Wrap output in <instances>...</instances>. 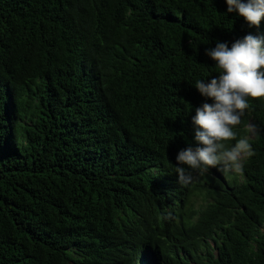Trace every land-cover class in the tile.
<instances>
[{
	"label": "trees",
	"instance_id": "trees-1",
	"mask_svg": "<svg viewBox=\"0 0 264 264\" xmlns=\"http://www.w3.org/2000/svg\"><path fill=\"white\" fill-rule=\"evenodd\" d=\"M247 35L226 0H0V264H264V101L239 174L177 164Z\"/></svg>",
	"mask_w": 264,
	"mask_h": 264
},
{
	"label": "clouds",
	"instance_id": "clouds-1",
	"mask_svg": "<svg viewBox=\"0 0 264 264\" xmlns=\"http://www.w3.org/2000/svg\"><path fill=\"white\" fill-rule=\"evenodd\" d=\"M227 12L243 17L250 26L259 27L264 21V0H226ZM216 62L218 78L206 83L195 82V88L214 104L204 103L196 109L192 118L195 126V141L202 147L181 150L177 155L178 165H187L200 176L217 169L226 177L242 171V157L252 154L249 136L237 140L234 131L241 124L249 108V98L264 101V36L247 35L237 40L231 48L218 42L206 53ZM256 128L249 125V132L256 134ZM236 141L234 145L228 142ZM175 167L180 186L193 182V172ZM172 219L171 213L166 217Z\"/></svg>",
	"mask_w": 264,
	"mask_h": 264
},
{
	"label": "rangeland",
	"instance_id": "rangeland-1",
	"mask_svg": "<svg viewBox=\"0 0 264 264\" xmlns=\"http://www.w3.org/2000/svg\"><path fill=\"white\" fill-rule=\"evenodd\" d=\"M246 155L242 157V161L245 159Z\"/></svg>",
	"mask_w": 264,
	"mask_h": 264
}]
</instances>
